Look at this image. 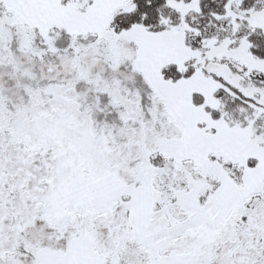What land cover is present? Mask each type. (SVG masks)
<instances>
[{
    "label": "snow or ice",
    "instance_id": "obj_1",
    "mask_svg": "<svg viewBox=\"0 0 264 264\" xmlns=\"http://www.w3.org/2000/svg\"><path fill=\"white\" fill-rule=\"evenodd\" d=\"M0 264H264V0H0Z\"/></svg>",
    "mask_w": 264,
    "mask_h": 264
}]
</instances>
